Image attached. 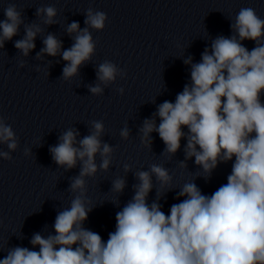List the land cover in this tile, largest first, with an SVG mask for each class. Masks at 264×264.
I'll use <instances>...</instances> for the list:
<instances>
[{
  "label": "water",
  "instance_id": "95a60500",
  "mask_svg": "<svg viewBox=\"0 0 264 264\" xmlns=\"http://www.w3.org/2000/svg\"><path fill=\"white\" fill-rule=\"evenodd\" d=\"M9 5L21 12L23 24L0 48V121L11 127L17 142L15 150L0 142V153L11 157L0 156V259L17 246L39 251L30 243L33 235H54L57 214L80 195L79 190H71L80 162L67 169L57 165L50 152L69 129L79 133V141L94 131L93 121H100L104 126L101 142L113 149L107 170L99 167L102 158L97 154L96 174L84 177L83 198L92 211L83 226L105 242L115 230L116 213L135 194L133 186L139 183L135 174L149 171L153 164L165 167L173 177L170 186H161L153 176L148 197L151 204L162 196L159 202L165 214L183 199L176 198L183 184L194 181L203 194L211 195L227 183L235 158L218 164L205 180L195 158L185 160V139L180 150L169 155L158 133L150 134L149 146L143 142L141 129L146 119L154 118L160 104L175 102L177 94L190 84L191 66L184 61L191 57L198 63L215 38L236 35L231 25L241 8H252L264 19V0H0V21L6 18L4 10ZM46 7L56 9L50 25L44 23V14H36ZM90 8L107 15L102 30L85 24ZM72 22H78L80 29L88 28L95 49L78 74L65 80L67 62L60 54L45 53L39 58L37 54L49 34L62 42V50L70 48L76 35L67 32ZM32 24L41 31L35 48L25 56L15 42L24 38L25 27ZM242 43L248 50L255 47L250 40ZM105 62L119 70L106 85L97 78L98 68ZM98 84L102 93H91L90 87ZM261 100L264 102V94ZM155 119L158 125L159 118ZM125 127L127 139L121 136ZM116 179L125 181L121 193L112 191Z\"/></svg>",
  "mask_w": 264,
  "mask_h": 264
},
{
  "label": "clouds",
  "instance_id": "9594fccd",
  "mask_svg": "<svg viewBox=\"0 0 264 264\" xmlns=\"http://www.w3.org/2000/svg\"><path fill=\"white\" fill-rule=\"evenodd\" d=\"M36 14H44V23L50 25L56 9L40 8ZM4 15L0 48L23 24L15 5H9ZM106 19L104 12L90 8L85 24L102 30ZM231 28L236 35L215 38L200 62L193 63L191 57L184 61L191 66L190 84L177 94L175 102L160 104L154 118L146 119L141 129L143 142L149 146L150 134L158 133L169 155L177 153L185 139V160L194 157L195 165L206 174L205 180L218 164L235 158L227 183L211 195L203 194L194 181L185 183L176 193L177 199H183L165 214L159 202L162 196L151 204L148 197L154 187L153 176L161 186H170L173 177L165 167L153 164L149 171L135 174L139 181L133 186L135 194L116 213L115 230L105 242L100 234L83 226L92 211L83 198L84 177L96 174L97 154L102 158L99 167L107 170L113 149L101 142L104 126L100 121H93L94 131L79 141V133L69 129L50 152L55 163L67 169L80 162L79 176L71 184V190H79L80 195L57 214L54 235H33L30 243L39 251L17 246L0 264H264V19L252 8H241ZM40 31L38 25L26 26L25 36L15 42V48L27 56ZM67 32L76 33L70 48L62 50V42L49 34L37 54L38 58L45 53L52 57L60 54L67 62L65 80L78 74L95 49L87 27L80 29L78 22H72ZM244 40L253 41L255 47L248 50ZM118 72L116 65L105 62L99 66L97 78L106 85ZM89 91L101 94L103 89L98 84ZM119 91L123 93V89ZM128 135L125 127L121 136L127 139ZM0 142L8 143L12 150L17 147L11 127L2 121ZM0 156L11 159L8 153ZM181 166L186 165L181 162ZM124 188L123 179L113 182L112 191L121 193Z\"/></svg>",
  "mask_w": 264,
  "mask_h": 264
}]
</instances>
